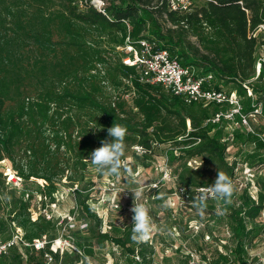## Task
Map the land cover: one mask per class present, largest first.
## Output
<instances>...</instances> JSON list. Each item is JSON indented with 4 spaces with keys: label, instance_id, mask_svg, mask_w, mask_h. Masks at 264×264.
I'll return each mask as SVG.
<instances>
[{
    "label": "trees",
    "instance_id": "1",
    "mask_svg": "<svg viewBox=\"0 0 264 264\" xmlns=\"http://www.w3.org/2000/svg\"><path fill=\"white\" fill-rule=\"evenodd\" d=\"M263 21L264 0H196L188 11L171 9L167 0H111L106 13L88 0H0V162L10 160L25 184L22 190L10 188L9 174L0 168V241L12 236L15 223L31 244L13 245L0 264H95L107 261L106 254L112 264H155V243L131 239L129 212L121 223L111 216L103 230L105 219L90 203L96 184L89 174L96 167L88 158L101 140L111 139L107 129L114 123L127 128L125 162L129 155L135 160L163 155L170 164L200 158L175 167L176 184L169 190L183 195L196 213L193 197L214 182L217 169L231 178L235 191L225 214L218 211L222 201L209 199L196 232L163 206L161 185L150 188L168 214L160 233L170 236L173 230L188 245L185 263L195 253L198 261L192 264H255L249 248L264 234V65L258 76L256 71L264 39L250 32ZM142 39L202 75L212 73L204 88L235 91L252 130L240 113L225 116L229 102H188L162 84L142 80L140 68L123 61L133 54L119 49L140 47ZM256 107L261 113H254ZM216 114L220 119L213 121ZM246 168L257 196L250 183L243 188L236 183ZM62 186L74 195L73 220H56L41 210L56 202ZM36 194L42 207L34 218ZM58 238L75 248L55 252ZM37 239H45L44 247L33 245ZM183 240L177 248L169 245L182 252Z\"/></svg>",
    "mask_w": 264,
    "mask_h": 264
},
{
    "label": "rangeland",
    "instance_id": "2",
    "mask_svg": "<svg viewBox=\"0 0 264 264\" xmlns=\"http://www.w3.org/2000/svg\"><path fill=\"white\" fill-rule=\"evenodd\" d=\"M196 40L195 38H192ZM135 148V147H134ZM139 153H142V149H137ZM231 157V152L229 153ZM200 158L187 159L182 161V165H193L198 163ZM131 162V166L127 164V171L118 176V178L110 177L108 174L103 177H99L98 171L96 168H93L91 171L90 177L95 181V188L92 191V197L90 203L97 209L101 214L106 215V219L109 220L111 216L116 215L119 217V222H123L125 216L130 213L129 217L132 219V213L130 208L133 205V193L132 190H135L137 187L144 188V195L140 203L145 204L149 208V214L154 225V230L151 234L149 240L155 243L157 255L155 264H192L197 262L198 259L194 253L193 260L190 263H185V258L183 257L185 252H189L187 243L179 237V235L172 230V234L163 235L160 233V224L167 226L168 214L166 210H163V207L159 205V198L153 194V191L150 188H155L156 186H162L161 189V199L163 200V206H167L173 209L174 214L179 218H183L185 221L189 222V227L193 228L192 230L196 232L200 227L204 225L203 217L198 215L195 211H192L191 208L187 207L183 195H180L177 192L169 193L171 188L175 187V176L174 169L178 166L176 164H170L167 158L163 155L149 156L146 158H140V160H135L131 155L128 156V160L125 162ZM180 163V164H181ZM179 164V165H180ZM134 167L136 170H134ZM0 168L4 170L5 174L8 175V186L10 188H15L17 190H22L25 186L24 181L15 176L14 172L11 169L10 160H3L0 162ZM11 172L14 174L11 177ZM236 183L239 184L240 188L247 186L249 183L251 193L254 196H257L258 188L255 185V178L253 173L248 170L240 173ZM32 188L36 190V185H32ZM168 193V196H167ZM154 195V196H153ZM56 202L48 205L49 207L41 208L42 197L39 194H36L32 201V216L35 218L38 215V208H41L48 216H54L56 220H63L64 218H70L73 220V215L71 211L75 207L74 195L72 190L67 186H62L59 191L56 193ZM119 204L117 206L116 204ZM260 220L264 221V211L260 216ZM214 223L213 220H211ZM14 231H18V227L14 226ZM227 235V233H223ZM163 236L165 241L159 243L155 242V239L160 240ZM154 238V239H153ZM173 238H177L173 240ZM179 239V240H178ZM183 240L182 252L172 249L169 245L172 242L174 243V248L180 246V242ZM204 241H210L209 236L204 237ZM56 246L61 245L60 241H55ZM63 247V246H62ZM249 253L251 258H257L255 264H264V234L257 237L253 244L249 248ZM109 259L103 262H97L95 264H112L114 258L110 254H106Z\"/></svg>",
    "mask_w": 264,
    "mask_h": 264
},
{
    "label": "built area",
    "instance_id": "3",
    "mask_svg": "<svg viewBox=\"0 0 264 264\" xmlns=\"http://www.w3.org/2000/svg\"><path fill=\"white\" fill-rule=\"evenodd\" d=\"M90 3L98 10L106 13V8L111 2V0H88ZM171 9H178L182 11H188L192 8L196 0H167ZM81 6L83 3L81 2ZM262 35L264 39V21L260 23L255 30L250 32V36ZM155 43L146 39L140 40V47L133 44H127L126 46H120L119 49L127 50L133 55L126 56L123 61L124 63L130 65H136L141 70L142 80L148 81L153 84H162L165 88L172 90L176 94L183 95L186 100L198 101L200 99H206L207 101L215 100L217 102H229L231 108L225 114L226 117L231 118L235 113L241 114V104L240 99L235 91L227 94L224 91H217L214 88H204L206 82L210 81L213 77L212 73L202 75L193 66L182 65L180 60L173 57L168 49L156 50L154 49ZM264 65V44L262 45L261 53L259 54L257 61V76L260 73L261 67ZM248 94H252V90L248 89ZM255 114L261 113V108L256 107L254 109ZM221 114H216L213 121H218ZM242 115V120L244 126L252 130L250 120L246 115ZM137 147V149H139ZM141 149V148H140ZM246 170L250 171L249 168ZM251 172V171H250ZM252 173V172H251ZM99 214L104 217L105 222L103 230H107L109 225L106 219V215ZM18 227V231H14L12 236L6 240L0 241V256L6 254L9 249L16 244L22 243L23 245H31L29 242L23 240V230ZM60 241L61 245L52 244V249L56 252L57 249L64 248H75L73 244L68 242V240L58 238L56 240ZM46 241L45 239H37L33 242L38 249L44 247ZM63 246V247H62ZM51 260V257H49ZM92 264V263H91Z\"/></svg>",
    "mask_w": 264,
    "mask_h": 264
},
{
    "label": "clouds",
    "instance_id": "4",
    "mask_svg": "<svg viewBox=\"0 0 264 264\" xmlns=\"http://www.w3.org/2000/svg\"><path fill=\"white\" fill-rule=\"evenodd\" d=\"M108 137L100 141V147L95 148L88 158L90 162L102 173L110 175L121 174V170L127 171L125 163V137L127 128L123 125L114 123L112 127L107 129ZM235 186L231 178L223 171L217 169V176L211 185L203 189L192 200V205L196 209L198 215L204 217L207 201L215 199L217 202H223L219 207V214L226 212V205L232 202V196ZM133 193V205L130 208L132 215V236L131 239L137 242H144L150 239L154 230L149 208L140 203L144 195V188L137 187L131 191Z\"/></svg>",
    "mask_w": 264,
    "mask_h": 264
},
{
    "label": "bare ground",
    "instance_id": "5",
    "mask_svg": "<svg viewBox=\"0 0 264 264\" xmlns=\"http://www.w3.org/2000/svg\"><path fill=\"white\" fill-rule=\"evenodd\" d=\"M11 177H13V176H11Z\"/></svg>",
    "mask_w": 264,
    "mask_h": 264
}]
</instances>
